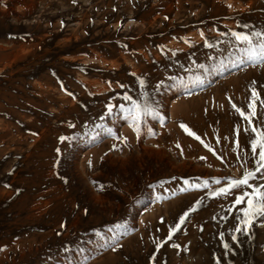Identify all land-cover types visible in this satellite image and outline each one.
I'll return each instance as SVG.
<instances>
[{"label": "rangeland", "instance_id": "rangeland-1", "mask_svg": "<svg viewBox=\"0 0 264 264\" xmlns=\"http://www.w3.org/2000/svg\"><path fill=\"white\" fill-rule=\"evenodd\" d=\"M250 30L264 0H0V264H264L215 194L255 167Z\"/></svg>", "mask_w": 264, "mask_h": 264}, {"label": "snow or ice", "instance_id": "snow-or-ice-1", "mask_svg": "<svg viewBox=\"0 0 264 264\" xmlns=\"http://www.w3.org/2000/svg\"><path fill=\"white\" fill-rule=\"evenodd\" d=\"M247 27V26H245ZM232 37L234 38V47L239 49L240 62L243 63L245 60L252 62H259L264 65V30L261 31H233ZM212 47L211 44L208 45ZM141 88L145 87V81L142 78H138ZM123 87V85H122ZM146 99V93L143 94ZM252 102L249 103L248 109L251 110L250 113L246 112L244 109L233 105L236 111L243 117L249 124L251 132L254 134L250 141L251 151L253 158L255 159V167L252 170H246L242 177L230 179L226 187L220 188L218 193L215 194H227L233 189H241L240 194L235 197L234 204L241 205L240 211L242 212L241 217H237L240 220V225L248 227L251 221L257 216H264V126L257 127L253 123V117L256 115L255 107L256 101L259 100L261 105H264V99H262L255 88L252 89ZM123 99L130 101L132 107L126 108L125 105L121 104L119 107L122 110L128 112V118L131 120L135 130L139 131V123L141 117L150 112L151 109L148 108L147 104L143 107L141 103L134 100L131 96L125 94ZM113 105L108 106L109 112L112 111ZM185 128L191 135L195 136L194 132L185 125H181ZM249 129H245L248 131ZM199 138V137H197ZM67 139L66 137H61V140ZM219 183V182H218ZM187 215V213H185ZM183 221V217H181ZM63 226V225H62ZM237 232L241 231V227H237ZM236 239V237H233ZM227 247V244L225 245Z\"/></svg>", "mask_w": 264, "mask_h": 264}, {"label": "crops", "instance_id": "crops-1", "mask_svg": "<svg viewBox=\"0 0 264 264\" xmlns=\"http://www.w3.org/2000/svg\"><path fill=\"white\" fill-rule=\"evenodd\" d=\"M97 81H99V80H97ZM100 83H102L101 81H99Z\"/></svg>", "mask_w": 264, "mask_h": 264}]
</instances>
